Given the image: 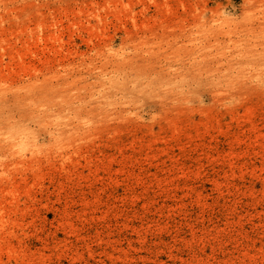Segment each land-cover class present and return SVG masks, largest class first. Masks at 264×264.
I'll list each match as a JSON object with an SVG mask.
<instances>
[{
    "label": "rangeland",
    "instance_id": "374dc122",
    "mask_svg": "<svg viewBox=\"0 0 264 264\" xmlns=\"http://www.w3.org/2000/svg\"><path fill=\"white\" fill-rule=\"evenodd\" d=\"M0 264H264V0H0Z\"/></svg>",
    "mask_w": 264,
    "mask_h": 264
},
{
    "label": "bare ground",
    "instance_id": "6f19581e",
    "mask_svg": "<svg viewBox=\"0 0 264 264\" xmlns=\"http://www.w3.org/2000/svg\"><path fill=\"white\" fill-rule=\"evenodd\" d=\"M158 75H157V77L155 76V78H150V79H148L147 81H146V83H145V85L146 86H151L152 84H154L155 82L157 83V81L158 80H160V78H161V76L159 75L160 73H157ZM159 76V77H158ZM165 76V75H164ZM163 76V77H164ZM162 77V78H163ZM48 84V83H47ZM59 85V84H58ZM43 86H45V87H47L45 84H43ZM44 87V88H45ZM48 87H52V86H48ZM102 97V96H101ZM104 97H106V95L104 96ZM93 94L92 93H90V94H88L87 96H85V97H83L82 99H79L77 102H78V104L76 105V104H67L65 107L66 108H76V107H81V106H83L81 103H88V102H93ZM99 98V97H98ZM97 98V99H98ZM90 104V103H89ZM87 105V104H86ZM85 105V106H86Z\"/></svg>",
    "mask_w": 264,
    "mask_h": 264
}]
</instances>
